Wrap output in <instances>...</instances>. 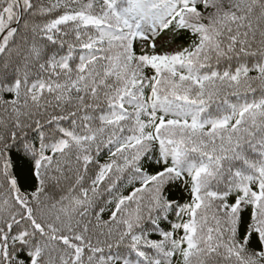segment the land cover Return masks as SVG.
Returning a JSON list of instances; mask_svg holds the SVG:
<instances>
[{"label":"snow or ice","instance_id":"6c2138e0","mask_svg":"<svg viewBox=\"0 0 264 264\" xmlns=\"http://www.w3.org/2000/svg\"><path fill=\"white\" fill-rule=\"evenodd\" d=\"M0 264H264V0H0Z\"/></svg>","mask_w":264,"mask_h":264}]
</instances>
